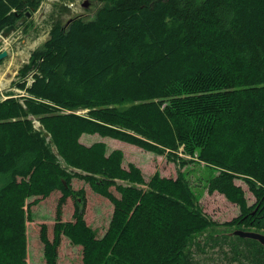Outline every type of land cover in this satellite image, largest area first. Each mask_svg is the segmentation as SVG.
<instances>
[{
    "label": "trees",
    "instance_id": "16d2710c",
    "mask_svg": "<svg viewBox=\"0 0 264 264\" xmlns=\"http://www.w3.org/2000/svg\"><path fill=\"white\" fill-rule=\"evenodd\" d=\"M41 1L0 0V32L27 27ZM89 1L92 19L54 21L19 67L11 84L24 94L0 92V264H27L31 206L55 191L51 238L39 229L45 264H58L63 236L81 247L82 264H194L189 244L211 227L264 232V0ZM84 134L202 163L207 191L239 214L212 220L183 171L145 180L120 149ZM74 178L112 204L102 236L85 221ZM67 197L74 209L63 221ZM237 240L245 246H232L234 258L264 264L263 245Z\"/></svg>",
    "mask_w": 264,
    "mask_h": 264
},
{
    "label": "rangeland",
    "instance_id": "374dc122",
    "mask_svg": "<svg viewBox=\"0 0 264 264\" xmlns=\"http://www.w3.org/2000/svg\"><path fill=\"white\" fill-rule=\"evenodd\" d=\"M96 6L95 1L86 3V0H42L38 8L27 16L25 21L27 27L22 25L11 30L6 37H0V51L5 49L8 52L7 57L0 61L1 97L6 98L4 94L7 91H14L18 95L24 94L22 90L12 86L11 82L18 79L17 71L23 63L28 61L31 52L48 37L50 27L54 21H60L64 24L75 16L92 19ZM32 74L33 71L24 76L23 80L27 84L31 83ZM86 111L77 110L75 112L86 113ZM33 122L35 127L39 126L37 120ZM80 140L86 144L100 140L106 143L108 150L120 149L123 152V166L126 167L128 163H134L141 169L145 180H148L156 172L161 176L174 178L179 171H183L199 197L202 211L220 224L239 214V207L228 201L221 193L216 191L209 193L207 191L204 184L206 183L205 178L208 171L202 163L194 161L181 166L179 163L167 160L165 155H158L116 139L101 138L97 134H84ZM117 183L124 184L125 182L117 180ZM235 183L241 185L247 203L252 204L255 201V196L248 190L246 183L238 178L235 179ZM72 186L74 189L80 187L84 189L86 201L85 221L96 230L97 236H102L109 223L112 204L106 198L94 194L89 184L83 180L72 179ZM111 189L117 194L113 187ZM59 195L60 192L55 191L49 197L31 206V217L26 221L27 264H45L43 245L39 239L40 224H46L48 236L51 238L52 225L55 219V206ZM31 200L32 198L27 199V202ZM74 202L75 199L67 197L65 204L62 206L61 217L63 221L72 220ZM235 229L256 231L243 226L235 228V226L224 227L219 225L209 228L189 244L194 264H240V260L248 261L250 264V261L243 256H240V259L233 256L231 249L234 244L245 246L242 241L237 240V235H229ZM256 232L264 234L262 231ZM58 255V264H82L81 247L70 244L66 236L61 239Z\"/></svg>",
    "mask_w": 264,
    "mask_h": 264
},
{
    "label": "water",
    "instance_id": "95a60500",
    "mask_svg": "<svg viewBox=\"0 0 264 264\" xmlns=\"http://www.w3.org/2000/svg\"><path fill=\"white\" fill-rule=\"evenodd\" d=\"M14 29V25L7 26L0 32L1 37H6L9 35L10 31ZM8 55L7 50L3 49L0 51V61L6 58ZM234 234L242 238H249L256 240L258 243L264 246V234L256 231H243L240 229H235L229 233V235Z\"/></svg>",
    "mask_w": 264,
    "mask_h": 264
},
{
    "label": "bare ground",
    "instance_id": "6f19581e",
    "mask_svg": "<svg viewBox=\"0 0 264 264\" xmlns=\"http://www.w3.org/2000/svg\"><path fill=\"white\" fill-rule=\"evenodd\" d=\"M30 13L29 12H27V15H29Z\"/></svg>",
    "mask_w": 264,
    "mask_h": 264
}]
</instances>
